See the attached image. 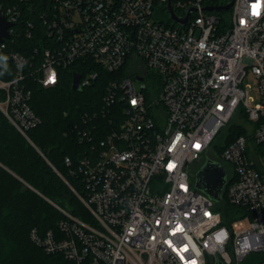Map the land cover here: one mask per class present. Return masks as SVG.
Here are the masks:
<instances>
[{
  "label": "built area",
  "instance_id": "built-area-1",
  "mask_svg": "<svg viewBox=\"0 0 264 264\" xmlns=\"http://www.w3.org/2000/svg\"><path fill=\"white\" fill-rule=\"evenodd\" d=\"M51 2L41 16L49 39L35 51L37 81L54 87L76 63L92 67L80 75L81 90L108 79L101 108L83 116L95 124L76 127L88 150L71 171L81 193L70 188L88 219L50 201L64 218L57 231L33 229L31 240L66 264H240L264 253V0H235L224 31L206 0H171L180 17L195 9L184 27L172 19L169 0ZM0 12L13 25L0 44V67H15L12 81L0 80V110L28 138L42 121L21 86L28 61L7 44L22 10ZM249 73L260 86L255 107ZM241 111L248 132L230 142ZM224 130L218 153L213 143ZM208 160L228 166L222 201L245 209L230 226L195 187Z\"/></svg>",
  "mask_w": 264,
  "mask_h": 264
},
{
  "label": "trees",
  "instance_id": "trees-1",
  "mask_svg": "<svg viewBox=\"0 0 264 264\" xmlns=\"http://www.w3.org/2000/svg\"><path fill=\"white\" fill-rule=\"evenodd\" d=\"M230 1L206 0V4L221 6ZM51 3V0H0V11L12 5L22 10V19L7 44L28 61L21 86L31 92L30 107L42 121L27 132L26 138L0 110V264H66L62 255L48 254L37 246L31 240V231L36 228L44 235L49 230H58L64 215L50 201L75 216L87 215L70 188L71 185L81 193L79 178L71 171L80 155L88 150L87 144L78 140L76 127L86 130L95 124L85 123L83 116L101 108L108 78L74 91V74L84 76L92 68L76 63L60 71V81L54 87L45 88L37 81L35 51L41 48L40 39H49L41 16L51 10ZM213 14L219 19L220 31L230 27V11ZM27 31L32 32L31 37ZM14 77L13 65L9 70L0 67V80L10 82ZM5 99L6 93L0 90V101ZM232 129L230 142L245 133L243 128ZM67 157L72 160L71 167L66 164ZM217 205L228 226L245 212L224 201ZM262 262L263 259H258L255 264Z\"/></svg>",
  "mask_w": 264,
  "mask_h": 264
},
{
  "label": "water",
  "instance_id": "water-1",
  "mask_svg": "<svg viewBox=\"0 0 264 264\" xmlns=\"http://www.w3.org/2000/svg\"><path fill=\"white\" fill-rule=\"evenodd\" d=\"M235 0H231L226 5L221 6H207L206 11L209 12H228L232 9ZM169 12L174 22L184 27L187 25L190 16L195 12V9L190 8L187 10L185 17L178 16L172 7L171 0L168 5ZM13 25L8 23L0 12V44L5 40L10 39L9 30ZM72 89L74 91H81L80 88V75L75 74L73 77ZM227 184V174L219 162L208 160L204 163L201 170L196 177V189L208 195L215 203H220L223 200L224 188Z\"/></svg>",
  "mask_w": 264,
  "mask_h": 264
},
{
  "label": "rangeland",
  "instance_id": "rangeland-1",
  "mask_svg": "<svg viewBox=\"0 0 264 264\" xmlns=\"http://www.w3.org/2000/svg\"><path fill=\"white\" fill-rule=\"evenodd\" d=\"M230 25L232 21V11L230 10ZM245 86L246 89L249 92V97L251 101V104L253 107L257 106L261 102V93H260V86H259V81L255 77L254 74L249 73V75L245 79ZM248 119L247 115L243 113L242 111L239 112L236 117L234 118L232 124H231V129L232 127L234 129L236 128H243L245 132H248ZM233 130V129H232ZM227 131H223L214 141L213 146L216 147L218 153H221V149L226 146L225 142V136H226ZM222 166H225L228 168V166L223 163ZM82 219L87 220V215H79ZM263 259L264 261V253H258V252H253L250 255H248L243 262L240 264H255L257 260Z\"/></svg>",
  "mask_w": 264,
  "mask_h": 264
}]
</instances>
